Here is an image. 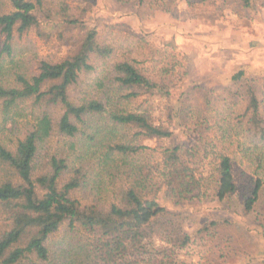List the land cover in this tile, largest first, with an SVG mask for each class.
I'll return each mask as SVG.
<instances>
[{
    "label": "trees",
    "instance_id": "16d2710c",
    "mask_svg": "<svg viewBox=\"0 0 264 264\" xmlns=\"http://www.w3.org/2000/svg\"><path fill=\"white\" fill-rule=\"evenodd\" d=\"M2 2L8 10L0 12V34L4 36L1 111L14 119L21 117L18 106L26 101L39 108H31L37 110L30 114L31 127L12 148L0 142V169L13 174V178L0 179V209L7 222L0 230V264H176L194 239L217 243L215 258L208 264H218L235 253L247 255L243 264H264V183L256 177L248 189H238L233 158L221 146L236 143L249 158L257 159L258 154H252L254 147L237 140L236 130L244 141L252 138L264 143V68L237 67L219 78L221 86L214 95L210 88L191 85L173 96L187 72L166 55L167 49L159 48L156 63L115 62L86 84L84 95L71 99L69 91L80 77L95 74L94 62L112 53L95 41L96 32L90 29L70 59L59 63L42 60L38 72L30 76L14 72L16 85L10 87L5 78L13 68L2 63L14 53L11 42L15 34L38 27V12L45 0H0V5ZM245 2L250 5V0ZM72 23L76 22L68 20ZM48 82L53 84L43 90ZM195 96L203 101L189 105ZM141 97L143 104L135 110L120 106L122 101ZM156 98L166 99L167 123L154 114ZM215 101H221L229 112L240 110L232 118L222 116L211 124L205 108ZM55 109L60 111L57 118L52 115ZM117 130H133L136 139L167 144L159 147L156 162H146L142 157L151 148L134 138L116 141ZM211 130L219 133L213 144L205 138ZM177 131L196 133L198 139L193 145L178 143ZM78 134L82 138L80 151H75L77 164H70L66 154L57 152L48 158L47 170L36 173L38 159L52 137L72 139ZM114 171L122 184L108 205L85 204L77 198L81 190L95 188L102 175L114 176ZM161 198L174 206L206 199L229 202L237 215L254 221L252 237L258 251L246 254L249 250L232 246L233 233L221 230L238 223L227 220L210 221L194 233L184 231L178 214L158 203Z\"/></svg>",
    "mask_w": 264,
    "mask_h": 264
},
{
    "label": "rangeland",
    "instance_id": "374dc122",
    "mask_svg": "<svg viewBox=\"0 0 264 264\" xmlns=\"http://www.w3.org/2000/svg\"><path fill=\"white\" fill-rule=\"evenodd\" d=\"M6 10L8 5L2 2L0 12ZM38 20V27L20 36L15 34L11 42L14 53L2 63L5 68H13L5 78L10 87L16 85L14 72L30 76L38 72V64L42 60L59 63L70 59L77 53L86 31L90 29L96 32L95 41L108 47L112 53L108 58L94 62L95 74L80 77L78 84L69 91L71 99L84 95V91L88 89L86 84H90L97 74H102V70L108 69L115 62L129 60L145 66L154 61L156 63L161 53L159 48L167 49L166 55L180 62L187 72L185 82L172 91L173 96L191 85L198 89L201 86L204 89L210 88L214 95L221 86L219 78L226 77L237 67L248 64L264 68V0H250L249 6L245 0H145L143 3L138 0H45L44 6L38 12ZM68 20L76 23L68 24ZM2 42L4 36L0 34V52ZM181 56H184V60ZM52 84L53 82L46 83L43 90ZM193 99L189 105L194 106L203 101L197 96ZM153 102L155 116L159 121L167 123L166 99L156 98ZM142 104L143 97L131 102L122 101L120 106L125 110H135ZM18 108L22 110L21 117L11 119L10 115L2 113L0 107V142L9 148L30 129L33 122L30 114L37 113L36 109L31 108L39 107L34 106L32 101H26ZM239 110L240 108H232L229 112L222 108L221 101H215L211 108H205L207 116L211 117V124L218 123L214 121L215 118H232ZM59 114L57 109L52 111L55 118ZM184 131L175 133L176 142L193 145L198 139L197 134ZM236 131L239 132L237 140L243 146L246 144L254 147L252 154H258L257 159L249 158L243 147H238L236 143H222L221 146L233 158L232 172L238 189H248L256 177L264 183V143L252 138L244 141L240 131ZM117 132L116 141L135 139L140 140L143 146L151 148L149 154L142 157L146 162H156L159 147L167 144L146 138L136 139L133 130ZM217 134L219 133L215 130L208 131L205 134L207 143L216 142ZM81 138L80 134L72 139L52 137L38 159L36 173L46 171L48 158L57 152L66 154L70 164H77L78 153L75 151H80ZM72 147L75 149L72 150ZM254 169L257 171L254 172ZM113 175L105 178L102 175V179H99V183L102 182L100 188L99 183H96L98 185L95 188L86 187L77 193V198L85 204L94 202L108 205L122 184L116 171ZM4 177L13 178V174L7 169H0V179ZM231 202L237 205L235 200ZM158 203L176 212L182 228L188 233H194L213 220L238 223L221 232L233 233L235 242L232 246H236L238 251L249 250L246 254L258 251V247L254 245L256 240L252 237L254 221L237 215L234 208L229 207V202L216 203L206 199L180 202L174 206L161 198ZM2 213L0 209V230L7 224ZM194 241L179 255L176 264H208L209 260L215 258L216 242ZM245 257L247 255L244 253L227 254L218 264H243Z\"/></svg>",
    "mask_w": 264,
    "mask_h": 264
}]
</instances>
